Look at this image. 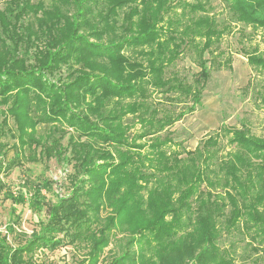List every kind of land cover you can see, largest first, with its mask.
Returning a JSON list of instances; mask_svg holds the SVG:
<instances>
[{
	"label": "trees",
	"instance_id": "16d2710c",
	"mask_svg": "<svg viewBox=\"0 0 264 264\" xmlns=\"http://www.w3.org/2000/svg\"><path fill=\"white\" fill-rule=\"evenodd\" d=\"M216 1L220 16L214 0H0V198L45 214L16 246L0 231V264L68 246L73 264H235L239 242L264 256V137L221 124L186 150L170 131L231 26L264 37V0ZM243 56L264 76V53ZM51 159L71 168L55 202L47 180L8 189Z\"/></svg>",
	"mask_w": 264,
	"mask_h": 264
},
{
	"label": "rangeland",
	"instance_id": "374dc122",
	"mask_svg": "<svg viewBox=\"0 0 264 264\" xmlns=\"http://www.w3.org/2000/svg\"><path fill=\"white\" fill-rule=\"evenodd\" d=\"M213 5L220 16L222 7H218L216 0ZM253 48L264 53V37L260 31L252 33L249 28L242 31L239 26L232 25L229 32L214 45L213 55L205 54V58L209 59L210 78L202 91L201 102L193 113L170 128L174 141L180 143V147L194 149L204 136L216 131L221 124L240 128L245 123L254 134L264 137V100L261 101L264 98V76L253 71L243 56V49ZM171 69L187 76L188 81L199 71L188 56L180 57ZM70 172V165L58 164L53 159L37 164L26 162L15 168L4 182L16 194L24 192L21 187L24 181L47 180L51 189L43 190L42 194L46 200L55 202L58 194L65 193L66 176ZM44 219V211H32L26 204H15L0 198V231L6 235L11 246L22 241V235H30L37 228L38 221ZM10 227L14 231H9ZM239 244L241 248L235 264H264V256L254 254L242 242ZM241 255L247 257L241 259ZM79 256L80 253L68 246L45 257L47 264H73Z\"/></svg>",
	"mask_w": 264,
	"mask_h": 264
}]
</instances>
